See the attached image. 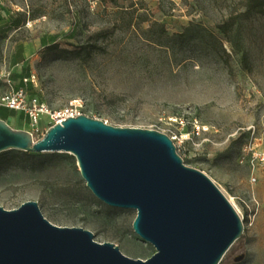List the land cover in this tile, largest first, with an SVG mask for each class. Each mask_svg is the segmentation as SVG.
Masks as SVG:
<instances>
[{
	"label": "rangeland",
	"instance_id": "374dc122",
	"mask_svg": "<svg viewBox=\"0 0 264 264\" xmlns=\"http://www.w3.org/2000/svg\"><path fill=\"white\" fill-rule=\"evenodd\" d=\"M10 2L23 23L12 39L58 38L27 59V93L52 111L78 100L82 115L168 136L240 211L243 233L219 264H264V176L253 168L264 150V0ZM6 120L34 140L46 132ZM26 202L130 259L155 253L132 229L136 212L98 200L70 154L0 153V207Z\"/></svg>",
	"mask_w": 264,
	"mask_h": 264
},
{
	"label": "water",
	"instance_id": "95a60500",
	"mask_svg": "<svg viewBox=\"0 0 264 264\" xmlns=\"http://www.w3.org/2000/svg\"><path fill=\"white\" fill-rule=\"evenodd\" d=\"M60 123L34 140L0 119V153L70 154L98 200L136 212L132 229L155 253L130 259L87 230L52 225L36 202H26L0 207V264H219L241 237L234 207L204 173L183 163L165 134L82 114Z\"/></svg>",
	"mask_w": 264,
	"mask_h": 264
},
{
	"label": "crops",
	"instance_id": "0c3cea01",
	"mask_svg": "<svg viewBox=\"0 0 264 264\" xmlns=\"http://www.w3.org/2000/svg\"><path fill=\"white\" fill-rule=\"evenodd\" d=\"M20 12L22 11L15 8L10 0H0V47L3 49V66L0 64V97L9 90L3 91V83L10 82L14 88L24 87L26 89L27 85L23 84L22 80L27 78L28 74L27 59L58 41L55 35L37 37L31 41L12 39L23 26ZM0 113L6 115V118L0 115V119L5 122L9 119L12 124L26 125V117L20 118L12 110L0 106ZM8 126L13 129L12 125L8 124Z\"/></svg>",
	"mask_w": 264,
	"mask_h": 264
},
{
	"label": "built area",
	"instance_id": "2783aa9c",
	"mask_svg": "<svg viewBox=\"0 0 264 264\" xmlns=\"http://www.w3.org/2000/svg\"><path fill=\"white\" fill-rule=\"evenodd\" d=\"M33 79L34 77L30 76L22 82L27 84L33 82ZM7 85L9 90L0 97V106L26 117L29 126L33 129L37 130L41 125L47 131L50 127L61 124L60 122L68 117L81 115L79 112L81 102L78 100L70 101L64 108L52 111L37 97L29 95L24 87L14 88L10 82H7ZM181 124L183 125V122ZM28 133L32 136L31 132ZM253 168L259 169L264 176V150L259 153L257 164ZM255 180V177H252V182Z\"/></svg>",
	"mask_w": 264,
	"mask_h": 264
},
{
	"label": "bare ground",
	"instance_id": "6f19581e",
	"mask_svg": "<svg viewBox=\"0 0 264 264\" xmlns=\"http://www.w3.org/2000/svg\"><path fill=\"white\" fill-rule=\"evenodd\" d=\"M229 201H230L231 205L234 207L235 211H237L238 213H240L239 209H238L237 206L234 204L233 200L230 199Z\"/></svg>",
	"mask_w": 264,
	"mask_h": 264
},
{
	"label": "trees",
	"instance_id": "16d2710c",
	"mask_svg": "<svg viewBox=\"0 0 264 264\" xmlns=\"http://www.w3.org/2000/svg\"><path fill=\"white\" fill-rule=\"evenodd\" d=\"M251 1H256V0H251ZM260 9H258L260 12L263 10L261 7H259ZM54 45V44H53ZM0 115H2V116H4V117H6V115L5 114H1L0 113ZM24 153H26V152H24Z\"/></svg>",
	"mask_w": 264,
	"mask_h": 264
}]
</instances>
